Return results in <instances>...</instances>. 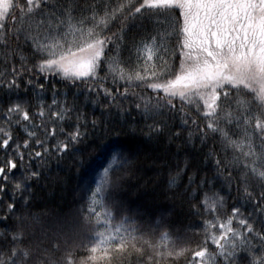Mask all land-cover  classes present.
I'll list each match as a JSON object with an SVG mask.
<instances>
[{"label": "snow or ice", "instance_id": "6c2138e0", "mask_svg": "<svg viewBox=\"0 0 264 264\" xmlns=\"http://www.w3.org/2000/svg\"><path fill=\"white\" fill-rule=\"evenodd\" d=\"M255 9L264 12V0H257ZM189 15L185 0H3L0 94H12L13 98L0 102V196L27 200L24 183L38 178L39 166L62 157L85 140L90 130L100 127V117L83 105L99 107L102 113L115 110L132 115L129 131L135 132L134 115L163 101L179 117L188 143L193 129L201 142L213 135L218 138L219 147L209 145L205 162L211 160L227 193L234 190L235 198L248 208L226 207L227 193L221 195L213 189L211 177H200L197 182L195 173H190L188 197L191 211L200 220L198 228L185 226L183 234H178L179 230L173 232L161 224L155 242L147 233L133 229L129 239L121 234L113 241L115 254L109 249L107 255L98 257L96 249L81 247L67 255L65 249L58 258L41 253L35 259L33 247L21 243L23 230L16 229L6 233L12 245L7 252L0 251V264H8L6 257L15 264L17 256L23 258V264H54L61 257L63 264H98L101 259L105 264H264V112L260 105L253 99L248 110L243 115L237 110L238 118L233 119L239 89L225 84L223 89L216 88L211 108L199 101L200 107L195 108L199 118H193V105L185 106L184 100L177 103L167 81L144 83L159 52L172 43V31ZM145 22L150 31L143 30ZM136 29L142 30L139 36ZM171 51L175 54V48ZM209 51L223 65L233 50L221 45ZM66 61L83 65L84 74L67 75L63 67ZM51 80L72 85L73 96H65L63 89L51 83L46 103L35 96L31 102L15 98L30 91L44 92ZM76 93L82 96L76 99ZM162 130L163 125L156 121H146L140 129L149 137ZM179 134V129L173 133ZM240 137L250 143V153L235 147L233 142ZM117 155L109 161V167L117 166L115 174L104 173L81 212L82 226L87 223L93 231L105 227V222L112 225L118 221L115 231L119 232L130 221L129 217L115 220L100 198L106 187L118 188L131 175L135 160L127 153ZM76 159L81 161V157ZM186 167L187 160L169 172V188ZM17 169L19 177L15 176ZM197 192L199 197L194 198ZM14 208L15 204L7 201L0 219L7 220V213ZM5 231L0 230V235Z\"/></svg>", "mask_w": 264, "mask_h": 264}, {"label": "trees", "instance_id": "16d2710c", "mask_svg": "<svg viewBox=\"0 0 264 264\" xmlns=\"http://www.w3.org/2000/svg\"><path fill=\"white\" fill-rule=\"evenodd\" d=\"M256 3L257 0H185L190 15L172 31V43L166 44V48L159 52L144 83L167 81L171 97L177 103L184 100L185 106L193 105L190 110L193 118H199L195 109L200 107L199 101L203 100L211 108L216 88L223 89L225 84L239 89L231 113L233 119L238 118L237 110L243 115L253 99L264 112L263 75L259 74L264 73V12L255 9ZM143 30L150 31L151 26L145 22ZM141 31L136 29V35L139 36ZM221 45L233 50L223 65L209 51ZM173 48L175 54L171 51ZM183 52L188 56H183ZM237 68L241 72L251 70V78H241L235 72ZM51 83L63 89L65 96H73L72 85L51 80L44 92L33 94L30 91L15 98L31 102L35 96L46 103L50 98ZM245 92L252 95L246 96ZM81 96V93H76L75 98ZM11 98L12 94H0V102ZM83 107L100 117V127L90 130L85 140L62 157L40 165L38 178L24 183L27 200L23 196H0V212H4L7 201L15 204L13 211L7 213L8 219H0V230H6L5 235H0V251L7 252L12 245L7 231L22 229L21 243L33 247V259L41 253H50L58 258L65 249L67 255L81 247L96 249V255L104 257L109 249L115 254L113 241L121 234L129 239L133 229L147 233L148 238L155 242L159 238L158 226L161 224L173 232L179 230L178 234H183L185 226L200 227V220L190 208L188 174L195 173L197 182L200 177H211V187L221 195L227 193L225 182L214 174L211 160L205 162L204 158L209 145L219 147L218 138L213 135L201 142L193 129L192 141L188 143L185 140L186 129L181 126L179 117L169 111L163 101L153 104L144 113L134 115L135 132L129 131L132 115H121L115 110L102 113L99 107L93 108L90 104ZM252 107L255 109L256 105ZM146 121L161 123L163 130L151 137L142 134L140 129L144 128ZM178 129L179 136H174ZM233 143L239 151L250 153V143L243 137ZM120 153H127L135 160L131 175L118 188L106 187L100 198L112 211L115 220L129 217L130 221L124 223L119 232L115 231L118 221L112 225L105 222V227L93 231L87 223L82 226L81 212L104 173L115 174L117 166L109 167V161ZM77 157H81L80 162H77ZM185 160L187 167L169 188V172L175 171ZM33 167L36 168L35 162ZM20 175L17 169L15 176ZM205 187H208L207 183ZM198 197L199 192L194 198ZM233 205L248 208L247 204L235 198L234 190L227 193L226 207ZM101 221H104L103 217ZM155 228L157 230L153 233ZM54 244L58 248L53 249ZM129 248L132 250L131 245ZM6 259L8 264H13L11 257ZM15 264H23V258L17 256ZM54 264H63V257ZM98 264H105V261L101 259Z\"/></svg>", "mask_w": 264, "mask_h": 264}, {"label": "rangeland", "instance_id": "374dc122", "mask_svg": "<svg viewBox=\"0 0 264 264\" xmlns=\"http://www.w3.org/2000/svg\"><path fill=\"white\" fill-rule=\"evenodd\" d=\"M2 2H3V0H0V3H2ZM63 67H64V72L67 75H83L84 74L83 65L77 64L76 62L66 61V62H64ZM235 72H237V71H235ZM243 72L240 71L238 73L240 74V77L244 78V79L251 78V75H252L251 73H253L249 69H248V72H246V71H243ZM259 74L263 75V77H261V80L263 81V84H264V73L259 72ZM261 93H263L262 95H264V89H262Z\"/></svg>", "mask_w": 264, "mask_h": 264}]
</instances>
